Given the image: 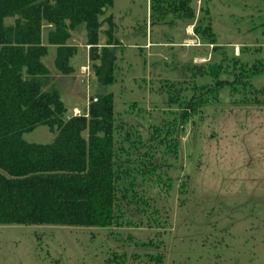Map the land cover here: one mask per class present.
Returning <instances> with one entry per match:
<instances>
[{"label": "rangeland", "instance_id": "374dc122", "mask_svg": "<svg viewBox=\"0 0 264 264\" xmlns=\"http://www.w3.org/2000/svg\"><path fill=\"white\" fill-rule=\"evenodd\" d=\"M189 2L192 18L159 10L168 0H113L97 40L99 53L111 17L106 87L84 25L70 42L73 76L59 77L49 49L44 63L69 117L87 113L97 93L112 97L128 201L107 228L0 226V264H264V74L251 81L248 102L224 87L195 115L186 109L217 83L193 77L195 66L264 65V0ZM55 136L41 126L23 139L49 145Z\"/></svg>", "mask_w": 264, "mask_h": 264}, {"label": "trees", "instance_id": "16d2710c", "mask_svg": "<svg viewBox=\"0 0 264 264\" xmlns=\"http://www.w3.org/2000/svg\"><path fill=\"white\" fill-rule=\"evenodd\" d=\"M168 2L159 10L193 17L189 0ZM112 4L113 0H0V226L107 228L116 223L121 202L128 201L130 166L115 147L112 97L97 93L87 113L69 117L54 90L57 76L44 63L54 48L59 77L73 76L70 62L77 48L70 42L84 25L90 61L100 63L94 66L95 75L106 87L115 60L109 48L115 27L111 17L106 19L108 46L99 53L97 40L101 19ZM191 71L195 78L217 79L214 86L199 88L203 94L195 93L187 103V113L195 115L207 94L224 87L248 102L256 92L251 81L264 74V65L235 58L226 67L222 62ZM223 75L233 81L219 80ZM41 126L56 134L51 144L24 141V134Z\"/></svg>", "mask_w": 264, "mask_h": 264}, {"label": "built area", "instance_id": "2783aa9c", "mask_svg": "<svg viewBox=\"0 0 264 264\" xmlns=\"http://www.w3.org/2000/svg\"><path fill=\"white\" fill-rule=\"evenodd\" d=\"M84 72H85V71H84ZM84 72H83V73H84ZM74 115L77 116V113H75V111H74Z\"/></svg>", "mask_w": 264, "mask_h": 264}, {"label": "water", "instance_id": "95a60500", "mask_svg": "<svg viewBox=\"0 0 264 264\" xmlns=\"http://www.w3.org/2000/svg\"><path fill=\"white\" fill-rule=\"evenodd\" d=\"M105 11V9H103Z\"/></svg>", "mask_w": 264, "mask_h": 264}]
</instances>
